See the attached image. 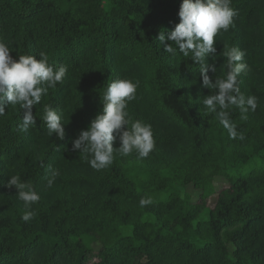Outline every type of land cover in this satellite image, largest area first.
Listing matches in <instances>:
<instances>
[{"label": "trees", "instance_id": "16d2710c", "mask_svg": "<svg viewBox=\"0 0 264 264\" xmlns=\"http://www.w3.org/2000/svg\"><path fill=\"white\" fill-rule=\"evenodd\" d=\"M181 2L0 0L10 55L44 52L68 68L33 107L27 133L23 109L0 116V264H264V0H232L233 24L215 37V60L206 58L217 68L209 76L223 78L227 47L245 52L237 79L258 107L246 120L228 109L244 140L206 114L200 66L156 39L179 23ZM115 78L139 82L127 110L152 126L155 148L143 159L117 153L97 171L71 141L100 114ZM44 104L62 112L63 140L48 135ZM9 175L40 196L27 222ZM141 197L153 203L140 207Z\"/></svg>", "mask_w": 264, "mask_h": 264}, {"label": "clouds", "instance_id": "9594fccd", "mask_svg": "<svg viewBox=\"0 0 264 264\" xmlns=\"http://www.w3.org/2000/svg\"><path fill=\"white\" fill-rule=\"evenodd\" d=\"M231 2L182 0L178 11L179 23L167 35L161 30L156 39L163 46L164 53L177 59L190 57L193 63L200 66L202 87L210 90V94L201 99L206 114H215L230 139L244 140V133L238 132L228 109L238 108L240 118L246 120L247 113L254 112L258 107L257 97L245 96L237 79L247 68L243 60L245 52L238 47H227L224 52L227 71L223 78L210 77L208 73L215 74L217 68L215 64H206L207 57L216 58L214 44L217 34L228 31L233 24L236 11ZM11 52L8 44L0 40V116L5 114L8 106L23 109V114L19 115V130L27 133L36 123L33 107L41 103L49 89H55L63 83L68 68L63 64H50L44 52L39 53V59L33 55H19L17 59L10 55ZM138 87L139 82L131 79L111 80L102 94L100 114L71 141L72 151L83 153L92 169H106L113 163L117 153L121 157L135 153L138 159H143L155 148L152 126L140 119H133L127 110L128 103L136 99ZM42 119L49 136L55 134L58 140L65 138L62 112L44 104ZM117 140L119 147L114 149L113 144ZM48 183L50 186L52 180ZM5 186L14 187L17 198L24 203L26 211L21 219L25 222L32 219L34 212L28 209L39 201V194L22 182L19 175H9ZM152 203L151 197H141L139 200L140 207Z\"/></svg>", "mask_w": 264, "mask_h": 264}, {"label": "rangeland", "instance_id": "374dc122", "mask_svg": "<svg viewBox=\"0 0 264 264\" xmlns=\"http://www.w3.org/2000/svg\"><path fill=\"white\" fill-rule=\"evenodd\" d=\"M212 203H213V199L208 201V204H209L210 207H212V205H213ZM90 264H92V263H90Z\"/></svg>", "mask_w": 264, "mask_h": 264}]
</instances>
